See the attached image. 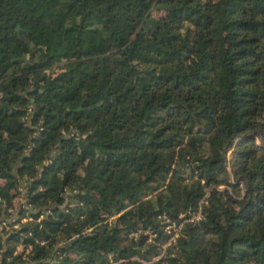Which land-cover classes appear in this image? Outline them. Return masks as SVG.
I'll list each match as a JSON object with an SVG mask.
<instances>
[{
    "label": "trees",
    "instance_id": "1",
    "mask_svg": "<svg viewBox=\"0 0 264 264\" xmlns=\"http://www.w3.org/2000/svg\"><path fill=\"white\" fill-rule=\"evenodd\" d=\"M0 264H264V0H0Z\"/></svg>",
    "mask_w": 264,
    "mask_h": 264
},
{
    "label": "rangeland",
    "instance_id": "2",
    "mask_svg": "<svg viewBox=\"0 0 264 264\" xmlns=\"http://www.w3.org/2000/svg\"><path fill=\"white\" fill-rule=\"evenodd\" d=\"M64 63H61V65H63ZM58 69H59V66H55L53 69H52V71H58ZM112 219L113 218H111L110 219V221H112ZM172 227L174 228V231L176 232V233H178L180 230H181V227H182V224L181 225H172ZM29 250H30V248H29ZM28 250V251H29ZM17 252L18 253H24V255L25 256H27L28 254H29V252H27V250H25V247L23 246V245H21V244H19L18 246H17ZM73 256H76V255H73ZM28 257V256H27ZM158 257H155L154 258V260H156Z\"/></svg>",
    "mask_w": 264,
    "mask_h": 264
},
{
    "label": "built area",
    "instance_id": "3",
    "mask_svg": "<svg viewBox=\"0 0 264 264\" xmlns=\"http://www.w3.org/2000/svg\"><path fill=\"white\" fill-rule=\"evenodd\" d=\"M201 216V212L199 211L198 214H196L194 217L191 218V220L197 219ZM183 224V223H182ZM181 225V224H180ZM172 227V225L167 226L168 229H170ZM179 234H175V236L173 237V240L178 236Z\"/></svg>",
    "mask_w": 264,
    "mask_h": 264
}]
</instances>
